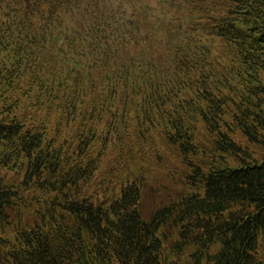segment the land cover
<instances>
[{
    "label": "trees",
    "instance_id": "1",
    "mask_svg": "<svg viewBox=\"0 0 264 264\" xmlns=\"http://www.w3.org/2000/svg\"><path fill=\"white\" fill-rule=\"evenodd\" d=\"M0 264H264V0H0Z\"/></svg>",
    "mask_w": 264,
    "mask_h": 264
}]
</instances>
